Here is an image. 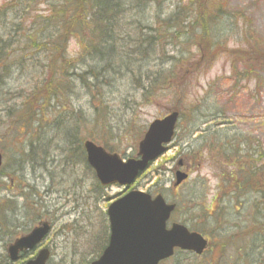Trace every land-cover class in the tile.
Listing matches in <instances>:
<instances>
[{
  "label": "rangeland",
  "instance_id": "obj_1",
  "mask_svg": "<svg viewBox=\"0 0 264 264\" xmlns=\"http://www.w3.org/2000/svg\"><path fill=\"white\" fill-rule=\"evenodd\" d=\"M7 1L0 0V6ZM53 1L57 0H37L38 4L33 8L38 10L36 13L42 14ZM161 1L160 7L157 1L143 7L149 12L142 17L165 18L177 7L183 11L181 17L191 11L186 8L188 0ZM217 4L221 5L223 13L216 20L213 30L205 32L200 25H195L186 36L190 38L186 41L188 44L179 50L181 62L173 73L172 70L169 72L167 78L171 85L159 80V88L141 96V92L133 86L132 76L121 78L115 86L105 89L104 95H107H101L100 98L103 102V106L99 105L102 109L100 114L105 113L112 132L91 129V125L80 128L79 138L90 135L92 137L85 139L99 145L109 140L122 158H134L138 142L150 122L172 110L182 111V118L178 122L180 125H177L167 151L127 189L117 185L104 190L96 188L84 165L73 163H83L81 159L60 155L61 132L55 129L45 133L54 119L55 102L52 101L44 106L45 113L41 115L42 125H45L44 131L40 132L43 138L41 142L47 147V157H37L38 160L35 157V161L40 164L46 162L45 166L38 167L36 162L29 164L21 155L22 145L23 142L27 145L34 132L30 129L26 132L20 124H14L16 117H3L6 107L18 108L24 99L13 98L7 102L0 93V152L3 155L0 196L13 195L24 186L32 187L22 189L24 193H35L27 195L28 203L41 200L39 204L43 206H33V210L19 221L21 225L16 233L18 236L24 235L40 221L48 220L52 224V231L41 245L48 247L51 252L48 264H88L95 258L97 243L104 236V225L107 226L105 210L108 204L114 197L130 189L149 192L151 195L163 192L167 202L180 200L181 206L174 220L203 230L206 234L211 235L213 229V225L207 227L204 223L206 213H212L221 223L225 222V230L217 234L223 240H212L206 253L195 259L185 258L183 264H235L239 261L241 264H258L260 261L264 264V235L245 233L251 225L264 220V195L250 191L243 196L238 193L234 198L221 192L222 186L227 188L234 183L233 177L229 179V175L242 173L243 156L246 154L253 155V159L249 157L245 161V173L250 168L264 166V157H260L264 153V62L261 67L254 68L251 76L245 70L251 54H256L253 48L264 49V0H208L205 5L207 12ZM190 17L195 19L197 14L192 13ZM30 21L26 20L21 33L27 29ZM140 24L144 26L146 21ZM149 24L165 28L164 22L156 19L149 21ZM189 24L190 21L183 23L186 28ZM67 41L69 56L77 58L78 40L73 37ZM13 48L17 52L14 53L15 58L22 55L17 50L23 46L14 45ZM172 48L171 45L166 46L164 55L173 54ZM154 68L151 64L142 69L150 74ZM38 75H41V69ZM40 77L44 78L43 74ZM3 87L13 88L12 94L17 96L19 90L26 91L28 84L15 77L11 85ZM44 94L38 96L42 104L45 103L42 99L46 101ZM62 101L76 114L80 112L82 119L87 122L93 105L88 90L81 84L76 85L70 97ZM104 101L109 103L106 105ZM75 113L68 114L76 116ZM222 122H226L224 127L220 125ZM224 144L231 146L225 147ZM179 161L183 162L182 170L189 173V179L174 192L171 185ZM255 175L252 183L257 185L259 180L264 184V167ZM235 233V238L230 239V235ZM6 238H0V264H17L8 258L4 261L1 257L6 253L9 243ZM31 254L26 257L29 258Z\"/></svg>",
  "mask_w": 264,
  "mask_h": 264
},
{
  "label": "trees",
  "instance_id": "obj_2",
  "mask_svg": "<svg viewBox=\"0 0 264 264\" xmlns=\"http://www.w3.org/2000/svg\"><path fill=\"white\" fill-rule=\"evenodd\" d=\"M155 1H157L156 4L163 2L161 0H57L50 2L42 14L36 13L38 10L33 8L38 4L37 0H8L0 6L1 97L7 102L13 98L23 97L22 99H24L18 108L6 107L3 117L5 119L16 117L14 124H20L26 129V132L28 129L34 132L35 135L28 140L27 145H24V142L22 145L21 155L29 164L36 162L38 167L44 168L45 166L46 162L40 164L35 161V157L44 156L43 159L47 157L45 155L47 147H44L41 142L43 138L40 132L45 127L42 125L41 115L48 102H55L53 105L55 108L54 119L45 133L55 129L60 131L62 135L59 139L62 143L60 155L81 159L83 163H73L75 165L83 164L85 169L90 172L96 188L104 190L95 180L91 168L86 165L82 150V141L92 136L79 138L80 128H85L88 125H91V129L99 128L105 130L106 133L107 131L112 132V128L107 124L105 113L100 114L102 109L99 108V105L103 106L101 95L103 97L107 95V93L104 95L106 92L104 90L115 86L119 79L131 76L133 86L141 92V96L159 88V80L166 83L169 72L172 70L173 73L176 65L181 62L179 50L188 44L186 41L190 37L186 38V36L192 27L200 25L205 32L212 31L216 20L223 13L220 4L211 8L214 11L210 9L207 12L208 8L205 5L208 0H188L186 8H190L191 11L183 14V17L180 15L183 11L178 7L165 18L142 17L149 12H146L147 9L143 7L149 6ZM154 13L162 14L161 12ZM192 13L197 14V18L190 17ZM28 19L31 20V23L21 33L23 24ZM153 19L164 22L165 28L160 29L149 24V21H153ZM143 20L146 21L144 26L140 24ZM186 21H190L187 28L183 25ZM73 37L78 40L79 45L77 58L70 57L67 50V40ZM14 45L23 46L17 50L22 52V55L17 58L14 56L16 52L13 48ZM168 45L173 46L172 52H174L166 56L164 52ZM30 50H33L34 53ZM175 50L177 51L175 52ZM23 51H26L25 54ZM253 51L256 54H251V60L245 69L249 76L252 75L255 67H261V63L264 62V49L254 47ZM34 55L35 57H33ZM151 64L155 68L152 73L147 74L146 70L142 68ZM40 69L44 78L40 77L41 75L36 76ZM15 77L28 84L26 91L19 90L17 96L16 94L13 96V88L3 87L11 85V80ZM78 84L88 90L93 105L87 122L86 119H82L80 112L76 114L62 101V99L70 97V93ZM167 84L171 85L170 80L167 81ZM42 93H46V95L44 94L46 101L41 100L45 102L43 104L38 98ZM103 99L105 100V98ZM104 103L107 105L109 101H104ZM178 111L181 119L182 111ZM68 113H75L76 116H71ZM0 118H2L1 114ZM190 132H194V129ZM224 145L225 147L231 146V144ZM102 146L109 152L116 151L110 145L109 140H104ZM238 152L237 149V156ZM251 156L246 154L243 159L246 161ZM260 157H264V153ZM245 161L242 171H247L245 170ZM2 167L0 175L3 173ZM262 167L250 168L249 175L248 173H238L231 188L232 193L236 192L237 195L242 193L243 195L249 190V183H251L252 186H255V188L252 187L253 190L263 196L264 190H261V182L258 180L257 185L252 183L256 178L255 172L262 170ZM22 189H32V187L24 186L13 195L0 196V238L1 236L7 237L5 240L9 243L18 236L16 232L17 229H20L19 221L24 219L25 214L33 210V206H41L39 204L41 200H31L29 204L27 195L35 193H24ZM180 202V200L176 201L172 219L175 218V214L181 206ZM204 217L207 227L212 221H216L214 228H211L214 233L216 228L218 232L223 227L222 224L225 223L216 220L212 213H206ZM261 223L263 222L261 221ZM261 223L251 225L245 233H260L264 230ZM190 229L203 232L196 227H190ZM103 233V238L100 243H97L95 257L101 253L108 241L107 226L105 225ZM236 235L237 233L230 235V239H234ZM259 251L261 250L259 249ZM253 253L251 251V255ZM1 257L4 261L7 260L5 253ZM189 257H191L190 254L177 250L168 264H183L184 259ZM25 258V255L20 257L21 260ZM262 263V261L258 262V264Z\"/></svg>",
  "mask_w": 264,
  "mask_h": 264
},
{
  "label": "water",
  "instance_id": "obj_3",
  "mask_svg": "<svg viewBox=\"0 0 264 264\" xmlns=\"http://www.w3.org/2000/svg\"><path fill=\"white\" fill-rule=\"evenodd\" d=\"M178 113L171 112L152 121L138 143L136 158L123 161L118 154L109 153L91 141L83 147L86 161L102 185L117 183L129 186L157 156L165 151L164 144L171 140ZM2 156L0 153V166ZM186 174L176 173L178 185ZM174 209L161 195L152 198L148 193L131 190L116 199L107 208L109 241L102 254L91 264H158L170 257L173 249L191 250L200 254L206 241L196 232H189L179 223L166 228ZM50 226L42 222L29 233L17 238L7 247L11 261H17L20 252L33 250L47 236ZM49 251L43 248L36 256L22 264H46Z\"/></svg>",
  "mask_w": 264,
  "mask_h": 264
}]
</instances>
